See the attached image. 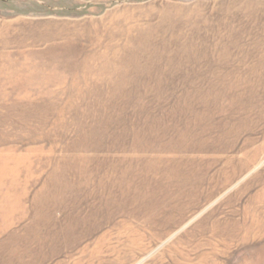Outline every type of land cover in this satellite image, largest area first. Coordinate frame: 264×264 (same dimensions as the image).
Segmentation results:
<instances>
[{
    "label": "rangeland",
    "instance_id": "obj_1",
    "mask_svg": "<svg viewBox=\"0 0 264 264\" xmlns=\"http://www.w3.org/2000/svg\"><path fill=\"white\" fill-rule=\"evenodd\" d=\"M0 264H264V0H0Z\"/></svg>",
    "mask_w": 264,
    "mask_h": 264
}]
</instances>
